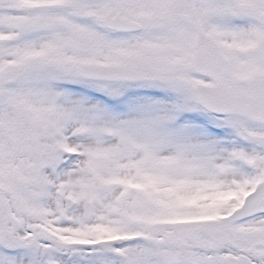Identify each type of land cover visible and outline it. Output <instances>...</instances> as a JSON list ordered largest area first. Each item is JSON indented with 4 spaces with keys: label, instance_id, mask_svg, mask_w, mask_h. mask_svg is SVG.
Segmentation results:
<instances>
[{
    "label": "snow or ice",
    "instance_id": "snow-or-ice-1",
    "mask_svg": "<svg viewBox=\"0 0 264 264\" xmlns=\"http://www.w3.org/2000/svg\"><path fill=\"white\" fill-rule=\"evenodd\" d=\"M0 264H264V0H0Z\"/></svg>",
    "mask_w": 264,
    "mask_h": 264
}]
</instances>
